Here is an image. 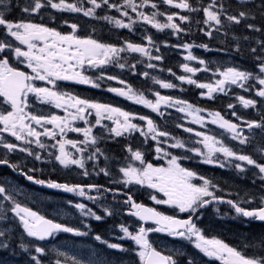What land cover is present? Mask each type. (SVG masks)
<instances>
[{
    "label": "snow or ice",
    "instance_id": "6c2138e0",
    "mask_svg": "<svg viewBox=\"0 0 264 264\" xmlns=\"http://www.w3.org/2000/svg\"><path fill=\"white\" fill-rule=\"evenodd\" d=\"M85 2L91 7H85ZM162 3L172 8L180 9L189 13H203V20H197L199 25L202 23L205 27L200 31L207 37L211 38L213 33H220L228 37L232 33V27L244 23V27L253 33L264 35V26H258L255 23H247L249 19L255 20L253 9H256L261 20H264V0H260L259 5H255L254 0H236L240 9L235 12L231 11V4H226L224 0H209L207 5L193 4L189 0H162ZM151 6L157 9L156 3L151 0H123L122 4L112 3L110 0H30L29 3L22 7L19 3L16 7L21 13L29 16L40 15L42 10L51 8L57 11H67L72 13H82L85 17L106 20L113 23L117 28L134 31L133 25L138 21L143 24L151 25L157 31L171 29L173 35L179 36L181 33L189 31L176 23V19L181 22H189L190 17L173 12L166 14L159 11H153L150 14L140 11L139 9ZM252 4L249 8L248 5ZM12 0L5 5L4 0H0V9H11ZM115 9L122 17H127L128 22L113 16L97 15V9ZM126 9H131L136 13L137 20L129 16ZM10 11L0 10V134H8L14 138L15 143L0 135V148H3L4 154L0 156V165L7 166L19 175L24 176L28 181L36 185L44 186L49 189L61 190L64 193L74 194L78 197L85 198L97 203L102 214H98L93 208L88 207L82 202L67 201V204L78 211L81 218L88 217L97 222H104L107 217H113L117 214L118 209L100 204V196L89 195V192L107 193L112 189L104 188L98 184H69L61 183L53 179L37 178L34 173L43 172V169L35 167L24 171L19 164L12 163L9 154L17 151L27 153L35 161L42 163H52L53 170L58 164L64 169H71L73 166L82 170L81 174L88 177L90 173L86 164L87 161H98L100 156L105 160L109 158L104 154L98 143L102 136L93 133L97 126L106 129L110 137H122L125 134L131 135L139 132L147 143L150 138L156 141L155 152L157 158H164L167 166H156L148 162L145 153L140 149H133L132 146H126L130 153L125 159L128 161L124 166H120L118 171L121 178L112 181L113 183L123 184L124 187L129 185L146 186L148 189L161 193L162 198L149 193L150 199L156 205H167L174 212L187 213V218H179L177 215L165 214L155 207H148L142 203H137L133 196L125 193L126 199L123 201L127 205V214L138 218L141 222H152L155 227H144L141 224L138 228L130 231L129 227L120 223L116 225L122 236L120 240H130L136 246L135 248H126L120 243L110 242L103 235L97 233L94 240L107 249L117 250L119 252L135 253L138 257L139 264H178L175 258L184 255L180 250H173L170 254H164L153 246L149 240V233H165L170 237L179 238L190 242L193 247L199 250L204 257L211 260L220 261V264H264V234L258 237L244 238V242L239 245H231L217 236L209 237L205 230L198 226L204 215L203 209L214 204H226L235 213L232 219L242 218L246 223L258 221L264 223V162H258L252 155L246 154L243 147L234 149L229 146L224 139L218 138L217 135H210L206 132L195 131L193 128H184V131L195 134L199 139L195 142L200 147H187L185 142L175 139L171 144L172 148L185 149L192 152L195 156L202 157L201 163L214 165L221 169L232 167L240 173L248 171L247 166L258 170L253 172V177L258 178L262 183L255 192H244L242 195L237 193V199H226L218 192L224 191L218 182L213 178L198 174L196 171L182 166V159H192L189 156L173 155L166 151L160 144L161 137H169L170 133L161 131L155 121L146 115H137L133 112L126 111L118 106L100 103L87 98H81L70 92L59 90L61 81H70L82 85H90L93 88H100L98 81L105 77L103 73L93 79L85 74L86 69H103L108 65L116 64L120 69L130 68L135 73L137 64H129L122 53H138L146 57L148 61H163L162 55H152V49L157 53L160 52L159 46L151 35H145L143 38L147 44L134 43L126 40L122 46L103 43L92 36L78 35V25L72 23L69 25L71 31L64 33L57 28L49 27L44 23H36L32 20H13L9 19ZM158 16H166L165 22L157 19ZM67 24V21L64 22ZM11 38V39H9ZM231 39L235 42L234 51L242 53L244 51L241 42L253 40L248 35L237 36L234 33ZM13 41L18 42L16 44ZM256 46H248L249 57L254 61L255 69L258 71H249L239 66H218L211 70L204 59L198 58L193 54V47H198L210 51L208 44L182 43L172 45L180 47L187 51L184 56L185 61H196L203 68L190 66L189 63H183L180 67L183 72L191 75L176 76L172 69L167 71L177 80L188 85H195L202 91L200 95L209 100L215 99L217 93L228 95L232 86H236L245 92H250L259 85L255 90V96L262 98L264 103V39L256 38ZM165 46L168 45L165 43ZM224 49H220L223 51ZM15 59L18 64H23L30 72L21 70L11 62ZM123 61V62H122ZM158 65L147 63L146 68L155 69ZM163 71L164 69H160ZM212 71L213 77H219L214 82H200L193 76L197 72ZM143 77H148L147 71L140 73ZM108 80H118L123 88L108 87L107 91L123 97L135 104L143 105L151 109L152 112L163 116L161 107H176L177 111L186 113L192 117V123L205 126V117L199 113L206 111L185 100L174 99L172 96L161 95L156 91L153 93L155 100L148 99L143 92H139L125 80L117 76L108 75ZM155 84L163 89H174L178 85L151 77ZM36 81L45 82L47 86H37ZM255 82L253 84L252 82ZM34 98V100H33ZM236 99L243 108H256L257 100L246 98L243 95H236ZM52 105L56 109H61L64 115L54 113L45 114L36 107V104ZM232 109L231 116L235 117L241 123L233 122L226 119L219 111H209L211 117L210 123L217 125L220 129L230 134L232 141H237L240 146L254 145L257 132L260 136L261 143L254 145V151L260 154L264 159V114L259 120H247L237 115L236 106L232 103L227 105ZM95 117L94 123L90 122L89 117ZM110 121L111 126L106 125L103 121ZM146 122V130L140 124L133 121ZM77 121H82L85 127L76 125ZM247 128L248 134H245L244 127ZM50 126V127H49ZM177 127H183L178 124ZM68 133L82 134L83 139H70ZM223 134H221L222 136ZM42 138L53 141L51 144L44 142ZM23 145V146H22ZM31 145L47 152V156H42L40 152L33 150ZM93 151L88 152L89 148ZM85 153H88L85 156ZM138 165L137 166V163ZM95 175L103 173L105 176H111L109 168L100 167L96 171L97 164H93ZM255 185L256 180L253 179ZM18 190L10 183H0V250L11 247L13 240H18L17 247L27 254L28 264H111L107 258H102L98 253H93V258L88 260L81 259L76 255H69L67 252L55 250L56 258L53 260L49 248L51 241L55 240L58 234L70 233L74 236H88L92 232V225L86 223L84 219L79 220V226H71L66 223L57 222L48 218L39 211L33 210L26 203L17 200ZM7 202V203H5ZM218 215H221L219 208L214 209ZM223 215H228L223 213ZM30 238V239H28ZM43 242V243H41ZM186 264H197L196 260L188 257Z\"/></svg>",
    "mask_w": 264,
    "mask_h": 264
},
{
    "label": "trees",
    "instance_id": "16d2710c",
    "mask_svg": "<svg viewBox=\"0 0 264 264\" xmlns=\"http://www.w3.org/2000/svg\"><path fill=\"white\" fill-rule=\"evenodd\" d=\"M29 2L30 0H12L11 9L0 10L10 11V15L8 16L9 19H24L32 20L36 23H44L45 25L57 28V30H60L64 33L70 32L71 29L69 25L72 23H76L78 25V34L80 30L87 34V29H89L88 36L97 38L103 43L116 44L120 46H122L126 40H129L134 43L147 44V41L144 40L143 37L146 34L151 35L160 48L159 53H157L155 49H152V55H162L164 57L163 61H148L146 57H142L138 53H122L121 55L126 57L129 64L136 63L137 60L142 61V63H139L136 66V74H133V71L128 67H126L125 69H120L116 64L108 65L103 69V74L114 75L117 76L119 79L125 80L127 84H130L133 87V89L139 92H143L148 99H150L149 94L153 95L154 92L158 91L164 93L165 95H170L175 99L185 100L199 108L207 110V112L219 111L222 115L225 116L226 119H230L236 123H241V121H237L235 117L231 116L230 112L232 111V109H229L227 107L229 103H232L236 106L235 110L237 111V115L242 116L244 119L247 120H259L260 116L264 114V103H261L262 98L255 96L256 87L253 88V90H251L250 92H245L240 88L232 86L231 91L228 95L217 93L215 94V99L209 100L206 97H202L200 95V93L202 92L201 89H198L195 85H188L186 83L180 82L175 78V76H173L167 71V69L171 68L172 72H174L176 76L191 75L184 73L180 65H182L183 63H189L190 66L200 68L204 67L202 65H199L196 61L194 63H191V61H184V49L180 47H172V45H178L182 43H194L196 45L202 43L208 44L209 48L211 49L210 51L198 47H193L192 52L198 58L204 59L206 62H208L207 66L211 70H215L218 66H239L242 69H246L249 71H258V69H255L254 61L248 55L247 48L249 45L255 47L256 44L254 40L256 38L264 39V35H262L261 33L249 32L244 27L245 22H242L238 26L234 25L232 27V33L237 36L248 35L253 37V40L248 42H241L244 51L242 53H237L236 51H234L235 42L231 39L232 33H230L228 37H225L220 33L214 32L213 36L209 38L200 31V28H204L205 26L202 23H200L199 25L196 23L197 20H203L202 12L189 13L180 9L172 8L168 5L163 4L162 0H151V3L157 4V9H152L149 4V6L139 10L144 11L147 14H150L151 11H159L166 14L176 12L180 15H187L190 17L189 22H181L179 19H176L175 22L181 24L183 28L188 29L189 31H187L186 33H181L179 34V36L173 35L171 29H165L162 32L157 31L156 29L152 28L151 25L143 24V22L138 21L136 13L132 12L131 9H126L129 12V16H131L132 19L138 21L136 25H133L134 31H129L128 29L123 28L117 29L116 27H112L110 25L105 26L108 21L102 19H95L93 17H85L82 13H72L67 11L61 12L55 9L48 8L42 10L40 15L33 14L29 16L28 14L21 13L20 9L16 7L17 3H19L22 7L24 4ZM68 2H75V0H68ZM110 2L122 4L123 0H110ZM136 2L140 3L141 0H136ZM189 2L193 3L194 5L200 3L206 6L209 0H189ZM224 2L226 4L232 5V8L230 10L233 12L240 9V6L236 4V0H224ZM4 3L6 5L7 3H9V0H4ZM254 3L255 5H259L260 0H254ZM85 7H91V5H88L85 2ZM248 7L251 8L252 4H249ZM96 11L98 16L108 15L123 19L124 21L128 22V18L122 17L120 13L117 12L115 9L103 8L97 9ZM253 15H256L257 18L254 21L249 19L246 22L255 23L258 26H264V20L260 19L256 9H253ZM157 19L161 22H165L166 16H158ZM65 21H67V24L64 23ZM165 43L168 45L167 47L165 46ZM220 49L224 50L220 51ZM149 62L158 65V67L155 69L146 68V64ZM160 69L164 70L161 71ZM142 71H147L149 73V76L143 77L142 75H140ZM87 74L93 79H95V75L92 71L88 72ZM152 76H155L159 79H163L165 81H170L178 85V87L174 89H163L158 84H155L152 81ZM193 78L197 79L200 82H214V80L217 79L218 76L213 77L212 71H201L197 72L195 76H193ZM98 82L100 83L101 87L97 89L103 90L106 93H109V91H107L108 87H124V85H121L118 80H114L113 82H111V80H108L106 77ZM65 88L77 89L71 83H59V90L62 91ZM81 89L85 92L84 97L80 96L81 98H87L89 100L98 99L99 95H93L92 88H90L89 91H86L85 88ZM72 92L78 94L75 90H72ZM236 95H243L246 98H252L257 100V107L248 109L243 108L242 105H240L238 100L236 99ZM100 100L113 106L121 107L122 109L133 112L137 115H146L149 117L152 116L150 112L144 110V107L141 106V108L137 104L129 100L126 101V99L119 96L109 97L105 99L101 97ZM152 117V119L159 126V129L161 131H167L170 133L169 137L164 138V141H166V143L164 142L160 144L163 149L168 150L167 143H175V139H173V136L176 139H180L181 141L190 144V147L202 148V145L195 143L199 138L195 136L194 132L184 133L185 131L181 132L176 129L178 128V122L175 121L173 117L169 118V116L165 114L163 116L153 115ZM241 126L244 127L243 124H241ZM244 131L245 134H248V131ZM209 132H213V134H215L214 132H216L219 136H221L220 133H222V139H224L225 142L229 144V146H232L234 149L243 147L244 152L246 154L252 155L254 159L258 160V162H264V159H261L260 154L254 151V145H258L259 143H261V139L258 132L254 141V145L248 146H240L237 141H232L227 132L217 130H209ZM95 135L104 137V139H101L99 141L97 146L101 148V150L109 159L103 161L104 156H100L98 161H93L92 164L95 163L100 167H102V165H105L106 163L112 165L116 163L121 164V161H123L126 157L130 156V153H128L126 150V146L128 145L132 146L134 150L140 149L145 153L146 160L148 162L152 161L154 148L156 147V141H153L149 138L147 143H145V138L140 136L138 132L133 133L131 135L125 134V136L122 137L112 138L107 134L106 130L99 129L98 132L95 133ZM161 138L163 139V137ZM171 150L172 149H170V153H172L173 155H177L174 152H171ZM179 155H186L192 157V159H182L180 161L182 166L194 170L198 174L213 178L214 181L218 182L220 187L224 190L222 192H218L217 194L222 195L225 198L237 199V193H240L242 195L246 191L255 192L259 189V186L262 183L258 178L253 177V172L258 170L252 168V166H247L248 171H246L245 173H240L232 167H225L224 169H221L214 165L203 164L200 162L202 157L195 156L194 153L188 152L187 150L181 152ZM9 159L12 163L19 164L25 172L27 171V166L31 164L30 159H27L26 161H19L15 158L13 159V156L11 154H9ZM153 162V164H156L155 161ZM34 165H36L35 162L32 166L36 168V166ZM37 165L40 166V169H43V172L39 171L38 173H34L37 178L53 180L57 179L59 171L52 170L48 166H44L41 162L37 163ZM156 165L160 166V163ZM1 169L7 170V167L3 166ZM253 179L256 180L255 185L252 182ZM128 190L127 192H131L130 189ZM216 207L222 208L223 205H217ZM170 213L173 215H178L177 212ZM197 223L198 226L202 227L205 230V233L207 235L223 238V233H220L222 232V225L225 226V224H228L229 222H224L221 219L215 218L214 214H211L207 209H205L202 219ZM252 227L253 228L242 231V233L248 232L249 230H258L264 232V223H253ZM193 256L201 262L205 261V258L198 254L196 251H194ZM187 258L188 256H185V254L177 256L178 264H186Z\"/></svg>",
    "mask_w": 264,
    "mask_h": 264
},
{
    "label": "flooded vegetation",
    "instance_id": "af4514ba",
    "mask_svg": "<svg viewBox=\"0 0 264 264\" xmlns=\"http://www.w3.org/2000/svg\"><path fill=\"white\" fill-rule=\"evenodd\" d=\"M110 25L112 27H115V25L113 23H106L105 26ZM80 36L84 37V36H88L89 35V29H87V34L82 32V30H80L79 34ZM97 39V38H95ZM98 40V39H97ZM79 87H83L81 85H79ZM86 88V87H85ZM62 91H66V92H70L67 88L63 89ZM71 93V92H70ZM93 95H99L97 100H93L96 102H100L103 103L100 98H109V97H115V94L112 92L106 93L103 90H99L97 88L93 89ZM34 100V98H33ZM36 107L40 110H42L45 114L48 113H53L50 112L48 110L49 105L47 104H36ZM91 122V121H90ZM98 130V129H96ZM68 138L72 139L70 136H68ZM75 139L79 140V138L77 137V135H75ZM4 149L0 148V156H2L4 154ZM91 151H93V149L91 148ZM14 159V158H13ZM15 159L17 160H21V161H25L26 158L24 155L20 154L18 157H16ZM91 161V160H89ZM92 162L91 161V165L89 164V162L87 161V168L89 170V172L92 171L93 175L92 178H88V177H84L81 172L82 170L76 168L75 166H73L71 169H64L61 166L59 167V175L57 177V181L61 182V183H69V184H98V185H102L104 186V188H109L111 189L112 186L114 190L112 189L111 192H107V193H97L95 191L93 192H89V195H93V196H100V204H103L104 206H108V207H112L115 209H118L117 214L113 217H107V219L104 222H97L95 220H92L91 218L86 217L85 219L87 221H91L92 223V232L90 233L91 237L88 236H77V240L78 242L81 244V246H83V248L85 249V245H83L84 243H87V245L90 247V252L91 254L93 253H98L102 258H107L111 261V264H127V256L128 255H132L134 258V262L132 264H139L138 261V257L135 256V253H127V252H119L117 250H112V249H107L105 245H101L99 242L94 240V235L97 233H100L101 235L110 240V242L113 243H120L122 244L124 247L128 248L129 246H135L133 244V242H131L130 240H120L118 239L116 235L122 236L123 233L120 232L119 228L116 227V225H119L120 223H124V224H128L129 222H132L134 224V227H138L139 224L137 221L135 220H131L130 218H128L127 216V205L123 204V201L127 198L125 193H127V187H124V185H115L112 181L111 184H109V186L106 185V182L101 179L100 175H95L93 172V167H92ZM58 165V164H57ZM3 166V165H0ZM59 166V165H58ZM108 167V165H104V167ZM37 168L40 169V167H38V165L36 166ZM2 167H0V183H4V184H12L17 190H19V188H23L24 192L25 190H29L31 191V189H34L33 187H40V185H36L34 183H30V181H28L24 176L19 175L17 172H14L12 169L7 167V170H2ZM99 169V165H97L96 171H98ZM31 185V186H30ZM133 187H137L134 185H131ZM153 192L155 190L150 189ZM32 192H34V190H32ZM20 193L18 192V195L16 196L17 200L26 203L29 207L33 208V210H35V205L36 203L38 204H47L49 202H54V201H58V197H54V196H48V195H44V196H35V195H19ZM63 194H67V193H63ZM69 195H74V194H70ZM73 201V202H82L85 203L89 200L82 198V197H78L76 195L73 196H68V195H64L61 197V202H67V201ZM134 200L138 203L140 201H137L138 199L135 197ZM92 202V201H91ZM7 203V202H5ZM141 203V202H140ZM93 210L97 211L98 214H102L100 207L98 206L97 203H94L93 206ZM72 214H75L77 216H79V213L77 210H75L74 208H72ZM50 215V214H49ZM50 216L56 218V219H61V217H58L56 214H51ZM80 217V216H79ZM71 218V217H69ZM80 219H84L81 218ZM79 219V220H80ZM76 226L81 227V230H87L84 229L82 227V225H79V221L77 222ZM149 227V226H147ZM146 227V228H147ZM70 234V233H69ZM155 235V238H154ZM161 235L162 233H149V240L150 242L153 243L154 247H157V242L159 240H161ZM62 235H59L55 238V240L51 241V243L49 244V246L53 245L54 243H56L57 241L61 240ZM18 240H13L11 242V247L15 246L17 244ZM9 247L8 249L5 250H0V260L2 262H4V264H28V260L25 259H21L20 256H18L17 254H15L17 252L16 249H13ZM45 264H49V262H45Z\"/></svg>",
    "mask_w": 264,
    "mask_h": 264
},
{
    "label": "rangeland",
    "instance_id": "374dc122",
    "mask_svg": "<svg viewBox=\"0 0 264 264\" xmlns=\"http://www.w3.org/2000/svg\"><path fill=\"white\" fill-rule=\"evenodd\" d=\"M126 22V21H125ZM9 39H11V38H9ZM13 43L14 44H16V43H18V42H15V41H13ZM184 55L185 54H187V51H185L184 50V53H183ZM12 61H14V62H16L17 63V61L13 58L12 59ZM190 62V61H189ZM195 61H191V63H194ZM20 65H23V64H20ZM24 66V65H23ZM25 67V66H24ZM28 71L30 72V69H28ZM219 78V77H218ZM43 83L44 84H46L45 82H42V81H36V84H37V86H43ZM253 84H255V82L253 81L252 82ZM48 87V86H47ZM49 87H51V85H49ZM234 87H236V86H234ZM256 88H258L259 87V85L258 84H256V86H255ZM238 88V87H237ZM256 88H255V90H256ZM206 91V90H205ZM161 95H165V94H163V93H160ZM166 96H168V95H166ZM149 98L151 99V100H155V96L154 95H149ZM139 106H142L143 107V105H139ZM148 109V108H147ZM48 110L50 111V112H53L54 114H57V115H64V112H63V110H61V109H56V108H54L52 105H49V108H48ZM144 110H146V108L144 109ZM149 110V111H148ZM148 110H146V111H148V112H152L151 111V109H148ZM161 111L163 112V113H166V114H178L179 116H180V118H182L184 121H186V123L187 124H192V125H196V126H200V127H202L201 125H199V124H194V123H192L191 121H192V117H190V116H188L186 113H182V112H179V111H177V109H176V107H164V106H162L161 107ZM154 113V112H153ZM204 112H201V113H199V115H201V116H204ZM233 117V116H232ZM210 119H211V117H209V116H206L205 117V125H206V123L208 122V121H210ZM89 120L92 122V123H94V120H95V117H94V115L93 116H91V117H89ZM133 122H135V123H138V124H140L142 127H144V129L146 130V122H144V121H138V120H136V121H133ZM103 123L104 124H106V125H109V126H111V122L110 121H107V120H105V121H103ZM210 123V122H209ZM76 125L77 126H80V127H85L86 125H84V123L82 122V121H77L76 122ZM210 125H211V129L210 130H223V129H220L217 125H213V124H211L210 123ZM50 127V126H49ZM193 127V126H192ZM191 128V127H190ZM203 128H206L205 126H203ZM96 129H101V127H99V126H97V127H95L94 129H93V131H96ZM102 129H104V128H102ZM104 130H106V129H104ZM244 130H246L247 131V128L245 127L244 128ZM199 131H201V132H203L202 130H199ZM0 135H3L4 136V138L5 139H7V140H9V141H12V142H15V143H20V142H16V141H14V138H12V137H10V136H8V134H0ZM75 135H77V137L79 138V140H82L83 139V136H82V134H78V133H68V136H70L72 139H75ZM43 140L45 141H47V142H45V143H47V144H51V143H53V141H51V140H48L47 138H43ZM30 147H32L33 148V150L34 151H36V152H40L41 153V155L42 156H47V152L46 151H44V150H41V149H39V148H37L35 145H31ZM88 152H91V147L88 149ZM87 154L88 153H85V156H87ZM126 155H127V153H126ZM129 157V156H128ZM32 159H33V157H32ZM31 159V160H32ZM34 160V159H33ZM32 160V161H33ZM35 161V160H34ZM36 163H38V162H41V161H35ZM128 162V161H127ZM137 163V166H139L138 165V162H136ZM47 164H49V163H47ZM167 166V161H166V159L164 160V163L162 164V166H165V165ZM165 166V167H166ZM112 175H113V178L115 179V180H117V179H120L121 178V174L118 172V174H113L112 173ZM115 176H117V178H115ZM134 186H140V185H134ZM19 195H28V194H31V195H37L36 194V192H31V191H29L28 189L27 190H25V192H24V190H23V188H19ZM160 195H162L161 193H159ZM85 204L86 205H88V207H90V203L89 202H85ZM51 207H54V208H46V207H43V206H40L38 203H36V205H35V210L36 211H39L41 214H59V215H66V213H65V209L62 207V206H56L55 204H51L50 205ZM167 206V205H166ZM228 215H225V216H230V214L229 213H227ZM72 218V221L73 222H75L76 223V221H79V219H80V217L79 216H77V215H75V214H73V216L71 217ZM85 218L86 217H84V220H85ZM222 221H224V222H231V223H238L239 221H238V219H232L231 217H227V218H223L222 219ZM236 226L237 225H232V226H230V225H228V224H225V226L224 225H222V229H221V231H222V233H223V235L225 236V237H227L228 239H230V240H232V241H234L235 240V238L237 239V240H239V241H241V242H244V238L245 237H248L249 239L250 238H252V237H258V236H260L261 234H264V232H262V231H258V230H249L248 232H243L242 233V231H240V230H238L237 228H236ZM130 231H131V229H129ZM228 233V234H227ZM258 233H260V234H258ZM257 234V235H256ZM68 235V236H67ZM163 235H167V234H165V233H163ZM72 236H73V234H69V233H67V234H64L63 236H62V238H61V240H59V241H57L56 243H54L53 245H51L50 246V248L51 249H53V252L55 253V250L56 249H58L59 251H64V252H67L69 255H76L77 257H79V258H81V259H84V260H88L89 258H93V259H95V257H93V255L91 254V252H90V247L87 245V243H84L83 245H85V249L83 248V246H81V244L77 241V238L76 237H73L72 238ZM170 237V236H169ZM171 238H173V237H171ZM176 241H177V243L178 244H176V246L175 245H172L171 244V248L170 249H166L168 252H171V251H173V250H180V247H183L182 245H180V243L181 242H186V243H190V242H188V241H186V240H182V239H179V241L177 240V238H174ZM159 241H162V243H161V246L162 247H164V248H166V246H165V236H163V237H161V240H159ZM21 253H23L21 250H19ZM199 251V250H198ZM200 253V252H199ZM56 254V253H55ZM0 264H4V262H2V261H0ZM127 264H131V262L129 261V259L127 258Z\"/></svg>",
    "mask_w": 264,
    "mask_h": 264
},
{
    "label": "bare ground",
    "instance_id": "6f19581e",
    "mask_svg": "<svg viewBox=\"0 0 264 264\" xmlns=\"http://www.w3.org/2000/svg\"><path fill=\"white\" fill-rule=\"evenodd\" d=\"M180 251L183 252L185 254V256H188V257H192L196 260L197 264H203L201 261H199L198 259H196L194 256H193V253L185 248V247H180ZM180 256V255H179Z\"/></svg>",
    "mask_w": 264,
    "mask_h": 264
},
{
    "label": "water",
    "instance_id": "95a60500",
    "mask_svg": "<svg viewBox=\"0 0 264 264\" xmlns=\"http://www.w3.org/2000/svg\"><path fill=\"white\" fill-rule=\"evenodd\" d=\"M143 223H144V222H143ZM146 223H147V222H146ZM148 223H152V222L149 221Z\"/></svg>",
    "mask_w": 264,
    "mask_h": 264
}]
</instances>
